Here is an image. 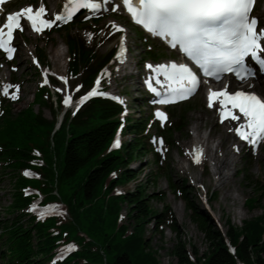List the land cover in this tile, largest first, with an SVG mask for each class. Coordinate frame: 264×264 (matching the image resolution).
Here are the masks:
<instances>
[{
    "label": "trees",
    "instance_id": "trees-1",
    "mask_svg": "<svg viewBox=\"0 0 264 264\" xmlns=\"http://www.w3.org/2000/svg\"><path fill=\"white\" fill-rule=\"evenodd\" d=\"M73 22V25L90 23L93 29L100 27L98 18L93 20L95 26L84 22L81 17ZM75 27L63 25L57 29L59 34L65 33L70 53V76H80L82 92H85L110 63L116 46L98 52L95 45L72 33ZM38 53L40 57L44 55ZM146 54L150 59L160 58L154 47H149ZM51 100V89L38 86L33 101L15 113L13 105L2 98L0 162L13 176L15 189L7 208L9 217H0V264H54L58 248L69 243L76 244L79 249L55 264H160L157 251L146 238L145 223L149 216L159 218L162 215L153 210L150 198H163L155 191L148 193L144 184H137L134 191L120 194L116 193V188L138 177L131 164L139 157L150 152L159 160V153L151 146V128L170 143L175 131L187 128V113L192 109V103L171 106L168 109L171 123L162 127L153 114L147 118H131L133 116L124 115L125 104L97 96L75 114L67 111L57 128L58 118L47 119L42 109H36L37 105L52 107ZM58 104L62 109L60 95ZM93 118L99 121L98 125L86 129ZM121 130L131 138L119 148H113V138ZM43 140L49 152L45 151L44 163L40 164L36 151ZM54 155L57 160L55 168L52 167ZM25 167L41 173L43 178L26 177L20 172ZM243 174L247 176V172ZM247 182L264 193V184L255 183L251 178H247ZM170 184L176 191L174 182ZM26 187L39 192L26 194ZM212 194L216 193L212 191ZM183 198L187 208L194 210L187 196L183 195ZM38 199L42 204L62 202L66 212L38 218L30 210L31 204ZM259 202V197L251 196L246 205L254 211ZM123 204L130 207L128 217L132 222L135 220L132 227L121 222ZM62 214H66L65 219L61 218ZM205 221L207 223V219ZM209 221L211 228L203 227V231L211 240V249L195 262L178 246L175 254L181 264H264V213L243 220L242 226L234 228L235 233H232V226L222 233L212 218ZM173 222L170 221L169 225L176 229ZM77 228L84 229L86 234L75 233ZM227 238L235 248L234 252L230 250Z\"/></svg>",
    "mask_w": 264,
    "mask_h": 264
},
{
    "label": "rangeland",
    "instance_id": "rangeland-1",
    "mask_svg": "<svg viewBox=\"0 0 264 264\" xmlns=\"http://www.w3.org/2000/svg\"><path fill=\"white\" fill-rule=\"evenodd\" d=\"M17 1L19 0L12 3ZM67 2L68 0H27L7 9V11L20 10L28 5H32L35 10L43 4L46 8L44 16L49 20H53L57 14H62ZM102 7L101 10L95 13L91 9H83L76 17H81L84 22H91L100 14L101 17L98 18L100 27L97 29H93L89 25L90 23L73 25L75 22H72L68 24L71 28L76 26L72 33L82 36L92 45H95L98 52H106L115 45L118 48L120 43L121 46L125 47V59L122 60L121 58L119 61L118 53H116L111 63L99 75L100 87H106L105 93L107 95L115 94L121 98L127 105L125 114L133 116L131 118L140 116L147 118L153 113L161 121V124L169 125L171 119L166 124L167 119L156 115L157 111L162 109L167 117L166 110L168 107L161 108L155 105L146 90V80L152 79L154 75L153 70L146 66L149 64L155 66L158 62H169L170 59L177 57L176 51L170 49L163 41L150 37L138 26L132 24L120 3L110 4L108 0H103ZM113 7L116 8L115 11L112 10ZM71 8L72 6L69 9ZM263 8L264 0H259L255 14L260 19V27H264ZM91 24L93 25V22ZM61 25H63V21H56L52 28L47 27L42 32H37L33 30L30 22L25 19L22 23L23 31L18 30L15 34L14 43L18 47L15 59L12 61L7 60L0 52V85L12 86L7 89V95L0 92V105L2 103L1 98H3L7 100L6 103L10 102L15 108L14 112L18 113L33 101L38 86L46 84L51 88L52 100L50 102L52 107L46 105L40 108L37 105V111L42 109L44 116L51 120L60 118L66 109L73 107L72 102L69 105L64 103L62 110L57 101L59 95L64 100L69 95L72 97V101L75 100L78 97L79 90L77 91V88L79 89L81 83L80 76L71 77L68 71L70 53L65 43V33L59 34L58 30L54 31L57 27L60 28ZM120 28L123 31H118ZM149 46L154 47L159 52V59L154 60L147 57L146 52ZM38 51L44 55L40 57ZM57 52L64 53L60 60L55 57ZM36 57L39 59L38 65L33 61ZM61 77H65L67 82L62 80ZM256 77L252 78L253 80L246 81L247 84L253 81V83L250 82L251 84L248 85L247 90H257L256 86H264V71L259 70ZM45 79L47 83H45ZM235 84L234 88H230L232 91L239 89V83ZM16 86H19L18 93ZM202 88L191 100L178 104L192 103V109L187 113V128L182 131H175L170 143H165L162 139H159V134H156L155 129L151 128V137H153L151 146L159 153V160H157L156 154L150 152L139 157L131 164L134 172L138 173V177L117 187L118 191L125 193L134 191L137 184H144L148 193L155 191L163 198L162 200L150 198L153 210L161 212L162 215L159 218L149 216L145 223L146 238L149 239L152 248L157 251L156 255L160 264H181L178 255L175 254L178 246L181 247V251L186 257L188 256L192 261L199 262L198 258L211 249V240L203 231V227L211 228L210 218L213 219L216 228L220 232L225 233L232 226V233H235L234 228L242 226L244 224L243 220L264 213V193L255 190L247 182V178H251L255 183L264 184V141L255 152L246 141L241 144H234V148L239 149V152L234 154L236 162L231 165L230 173L232 175V193L234 195L238 194V199L234 197L224 199L223 191L217 186L216 178L212 174L213 165L209 159H204L201 163L195 164L185 157L187 155L185 146H193V136L197 133V125L200 126L203 135H208L213 130L216 131L212 146L220 141L219 135L224 133L226 129L225 124L219 120V109L213 111L209 108L208 98L206 93L201 90ZM57 89H61V91H57ZM12 94H17L18 98L12 99ZM98 123L99 121L93 118L86 129H90ZM234 129V125H231L228 135ZM119 135L122 138L121 145L131 138V135H124L122 132ZM230 140V138H225L224 148L229 147ZM45 151L49 152V147L43 140L38 151H36L40 163L45 160ZM56 162L54 155L53 168H55ZM183 165L186 166V169H181ZM5 168L6 166L0 162V217L4 218L9 217L7 208L13 200L12 193L15 189L13 176H10V171ZM24 170L21 169L20 172L24 174ZM243 172H247V176ZM39 176L43 177L41 173ZM155 178H157L156 182L154 181ZM197 178L201 179V182ZM170 182H174L177 186L176 191L173 190ZM212 191L216 194H212ZM183 195H186L190 200L194 210L187 208V202L184 200ZM251 196L260 198L259 206L254 211H251L246 205V200ZM57 204V211L65 212L64 205L61 202ZM37 205L35 203L32 208ZM49 206L47 209L55 213L56 208L54 205ZM129 209V205L123 204L121 222L132 227L135 220L132 222L129 219ZM65 215L62 214L61 218L65 219ZM170 221H174L176 229L170 228ZM77 229L78 231H75V233L86 234L84 229ZM63 233L66 234L67 232L64 231ZM75 249H78V247L73 250ZM58 257L61 256L58 255Z\"/></svg>",
    "mask_w": 264,
    "mask_h": 264
},
{
    "label": "snow or ice",
    "instance_id": "snow-or-ice-1",
    "mask_svg": "<svg viewBox=\"0 0 264 264\" xmlns=\"http://www.w3.org/2000/svg\"><path fill=\"white\" fill-rule=\"evenodd\" d=\"M102 2L103 0H68L64 6V13L57 14L53 20L43 18L46 12L43 4L35 10L32 5H28L19 11L9 13L5 23L0 25V49L7 54L8 59L12 58L15 48L10 46L11 40L15 30L23 31L21 19L29 21L33 30L42 32L44 27L50 28L56 21L71 20L75 12L81 8L91 9L95 13L100 9ZM123 4L135 23L143 26L149 33L166 39L172 48L178 47L205 76L217 80L226 72L234 73L240 80L255 76V71L246 62V58L249 57L260 65L261 71H264V57L260 55L264 53V44L261 43L264 41V27H259L258 17L251 15L255 0H139L138 4H135L134 0H123ZM69 5H72L71 9ZM112 10L115 11L116 8L113 7ZM146 67L152 69L154 73L152 79L147 81L150 91L160 96L161 92L153 86V80L161 85L167 82L164 98L154 101L155 103L165 104L175 102L176 99H187L197 91L201 83L188 64H177L173 61L155 66L149 64ZM161 76L164 80L159 78ZM61 79L67 82L65 77ZM99 83L97 80V86ZM10 87L12 86L0 85V92L7 95V89ZM16 89L18 93L19 86H16ZM227 89L228 86L225 85L219 92L211 91L208 106H213L214 98L223 97L219 101L221 107L218 110L221 123L228 118L233 121L246 118V122L240 124L234 131L250 144L255 152L261 141H264V99L255 92L237 90L230 93ZM96 95L107 93L93 88L80 98V103ZM11 98H18L17 94H12ZM63 102L69 105L72 97L67 96ZM237 109L242 116L236 114L234 110ZM156 115L163 119L167 118L160 111H157ZM119 143L117 138L114 147H118ZM191 154L194 163H201L202 147L195 148ZM24 175L31 173L26 171ZM30 210L35 211V208ZM73 247L68 245L65 251H71Z\"/></svg>",
    "mask_w": 264,
    "mask_h": 264
},
{
    "label": "bare ground",
    "instance_id": "bare-ground-1",
    "mask_svg": "<svg viewBox=\"0 0 264 264\" xmlns=\"http://www.w3.org/2000/svg\"><path fill=\"white\" fill-rule=\"evenodd\" d=\"M262 14H264V8H263ZM124 52H125V48L123 47L121 48L118 54V60H120L121 58L122 60L125 59ZM63 54L64 53L62 52H57L55 57L57 58V60H60L63 57ZM261 56L264 57V53H262ZM251 66L254 67L256 71L257 69L258 71L261 69L260 65L256 64L252 60H251ZM250 82L253 83V81H250ZM250 82L249 84H251ZM249 84L244 83V82H239V85H238L239 90L248 91L246 88L248 87ZM225 85H227L228 87H232L233 85L232 77H227L225 81L221 80L219 82H213L211 80L209 83L203 86L201 90L203 91V93L205 92V89L220 90L224 88ZM256 87L258 88L257 90H250V91H257V92L264 94V86H256ZM79 104H80V99H77L74 102H72V105H79ZM209 108L214 111L218 107L215 104H213V106ZM159 111L163 113L162 109ZM234 111L236 112V114L240 115L238 109ZM242 123H244L243 117L241 120H238V121H233L231 120V118L226 120L224 123L226 129L224 133H221L219 135L220 141L215 146H212V141L215 137L216 131L213 130L212 133L208 135H203L200 129V126L197 125L196 126L197 133L193 136V146H189V145L185 146L187 150L186 152L187 155L185 157L191 161H193V155L191 154L193 153V150L197 147H202L203 149L202 159L203 160L209 159L211 161L213 165L212 174L216 178L217 186L220 187L223 191L224 199H226L227 197H234L235 199L239 198L238 194L234 195L232 193L233 188H232V175L230 173V167L232 164L236 162L234 154H237L239 152V149L234 148V144H241L242 142H244V140H241L240 137L237 135V133L234 131L233 132L230 131L231 133L228 135V131L231 125H234V127L237 128ZM225 138L231 139L230 140L231 144L229 145V147H226V148H224L225 143H226ZM181 169H186V166L183 165ZM198 178L197 180L201 182V179H198Z\"/></svg>",
    "mask_w": 264,
    "mask_h": 264
}]
</instances>
